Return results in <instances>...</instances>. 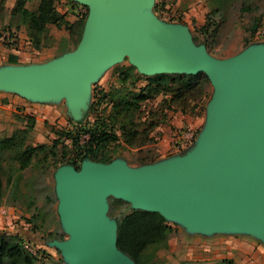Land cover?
Instances as JSON below:
<instances>
[{
  "label": "water",
  "instance_id": "water-1",
  "mask_svg": "<svg viewBox=\"0 0 264 264\" xmlns=\"http://www.w3.org/2000/svg\"><path fill=\"white\" fill-rule=\"evenodd\" d=\"M79 1L89 13L76 48L43 64L1 67L0 90L33 101L66 97L77 117L92 78L128 56L144 73H205L214 94L208 128L182 157L139 168L94 161L60 168L59 212L70 238L48 244L66 251L70 264H136L117 246L109 196L192 231L245 232L264 241V46L217 58L146 14L153 0Z\"/></svg>",
  "mask_w": 264,
  "mask_h": 264
},
{
  "label": "rangeland",
  "instance_id": "rangeland-1",
  "mask_svg": "<svg viewBox=\"0 0 264 264\" xmlns=\"http://www.w3.org/2000/svg\"><path fill=\"white\" fill-rule=\"evenodd\" d=\"M13 2L0 0V18L4 22L0 33L12 31L13 27L21 24L18 10L14 9L12 13L6 10L5 4ZM25 5L31 10L39 7L38 0H29ZM55 6L71 20L78 19L82 10H86V19L88 17V4L79 0H55ZM145 12L163 24L185 31L196 45L204 46L217 58L231 57L249 48L264 46V0H153ZM254 16L260 17L261 21L256 34L251 37L249 27ZM60 34V31L56 32L58 37ZM2 36L0 41L4 44ZM17 41L12 46H22L19 39ZM55 41L46 40L47 46L40 51L52 50L62 56L76 48L65 39L59 45ZM154 76L139 71L125 56L110 63L92 78L87 106L77 117L71 114L67 98L57 97L37 101L44 103L41 110H34L40 107L38 105H31L28 111L25 106L19 107L14 113L15 120L3 123L1 137L11 136L14 131L27 126L28 116L35 117V124L38 116L40 122L31 130L30 139L34 146L44 145L45 149L23 170L7 163L2 166L0 242L5 239L18 243L25 254L34 258V264H70L66 251L48 244L70 238L59 212L57 172L64 166L79 170L84 161L99 162L85 155V142L91 139L94 129L96 132L104 128L115 136L104 150L111 158L110 162L124 163L133 168L170 161L194 149L196 141L208 128L213 85L211 82L207 84L206 98L192 102L197 103L195 108L186 112L173 111L167 101L175 94L178 84L173 83L166 91L157 92L149 86ZM123 99L137 102V127L142 130L152 125V141L141 146L125 143L124 135L118 129L119 124L109 119ZM191 134H194L193 140L189 138ZM114 199L113 196L107 199L108 216L117 222L116 217L111 215L113 207L115 215L120 216L130 210ZM165 220L173 230L165 241L149 246L144 254L147 264H233V261L223 262L224 259L211 261L198 257L193 250L198 248L196 244L200 246L201 243L195 238L203 234L190 230L180 220Z\"/></svg>",
  "mask_w": 264,
  "mask_h": 264
},
{
  "label": "trees",
  "instance_id": "trees-1",
  "mask_svg": "<svg viewBox=\"0 0 264 264\" xmlns=\"http://www.w3.org/2000/svg\"><path fill=\"white\" fill-rule=\"evenodd\" d=\"M28 0H17L15 10L21 15V23L25 24L36 49H41L47 44L46 40L53 41L50 36L49 25L58 27L66 26L69 31L67 39L77 46L82 38L87 13L84 12L80 17L70 23L65 14L59 12L55 6V0H40L37 10H30L25 6ZM2 4V3H1ZM260 17L254 16L253 22L249 27L250 35L253 37L260 24ZM9 31V30H7ZM12 32V31H10ZM2 33H0V36ZM11 62H17L15 57H10ZM210 80L205 73L198 74H157L149 81V86L154 91H166L173 84H178L175 94L168 102L169 108L173 111L186 112L193 109L198 102L207 97L206 89ZM117 111L109 115V119L119 124L118 129L124 135L127 145L141 146L153 140L150 135L152 125L148 128L139 130L135 121L139 109L137 102L123 99L118 105ZM34 116L27 117V126L13 132L11 136L0 135V198L2 193L1 170L4 163L23 170L30 166L34 158L45 149L44 145L34 146L31 143V130L35 126ZM97 127V126H96ZM91 139L85 142V155L92 160L102 163H109L111 158L104 153L107 144L115 138L113 133L107 132L104 128L94 129ZM74 158V157H73ZM120 206L128 208L129 213L121 216L115 215V209H111L118 222L117 246L125 254L129 255L137 264H147L144 254L152 244L165 241L172 232V227L167 224L165 218L158 212H151L142 209H133L130 204L121 199H114ZM34 258L25 254L22 247L15 242L1 239L0 242V264H34ZM223 262H232L224 259Z\"/></svg>",
  "mask_w": 264,
  "mask_h": 264
},
{
  "label": "crops",
  "instance_id": "crops-1",
  "mask_svg": "<svg viewBox=\"0 0 264 264\" xmlns=\"http://www.w3.org/2000/svg\"><path fill=\"white\" fill-rule=\"evenodd\" d=\"M39 2L40 0H38V4ZM16 5L17 0H14L13 3H7L5 4L6 10L12 13ZM3 6L4 4L2 3V7ZM25 6L27 7V5ZM57 10L60 12L58 8ZM65 17L70 23L77 20V18L74 20L69 19L66 14ZM3 24L4 22L0 18V32L4 29ZM12 29V32L19 33L18 35L16 34L18 36L17 39H19V43L21 42V45L24 47L17 44L11 46L5 42L2 44L0 41V67L20 63H46L58 57V54L52 50L41 52L40 49H36L33 46L25 24L21 23L20 26L13 27ZM54 30H56V32L60 31L61 34L59 37ZM49 31L54 41L58 38L55 41L57 45H59L61 40H67L69 38V31L66 26L58 27L50 24ZM22 48L24 50H22ZM26 49L27 52H25ZM26 53H29L27 54L28 57L25 56ZM11 56L15 57L17 62H11ZM29 56L32 57L30 58ZM43 104L44 103L33 101L13 91L0 90V127L3 123L15 120L14 113L18 112L17 109L19 107L25 106L28 111L31 105H38L40 107H35L34 110H41ZM39 122L40 120L37 116V124H39ZM37 124H35V126ZM203 235L195 238L196 240L199 239L198 242L201 243L200 246L196 244L198 248L193 250L198 257H205L211 261L214 259H229L233 261V264H264V241L253 234L245 232L215 231L205 234V237H202ZM189 251L190 254H193L191 250Z\"/></svg>",
  "mask_w": 264,
  "mask_h": 264
},
{
  "label": "built area",
  "instance_id": "built-area-1",
  "mask_svg": "<svg viewBox=\"0 0 264 264\" xmlns=\"http://www.w3.org/2000/svg\"><path fill=\"white\" fill-rule=\"evenodd\" d=\"M84 12H86V10H82L81 14H83ZM2 35L4 42L11 46L17 42V35L14 32L6 31L4 34L2 33ZM189 138L193 140L194 134H191Z\"/></svg>",
  "mask_w": 264,
  "mask_h": 264
}]
</instances>
